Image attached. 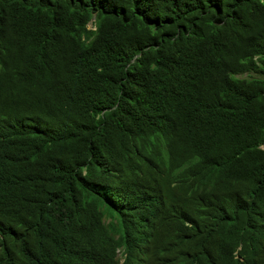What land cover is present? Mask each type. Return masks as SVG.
I'll return each instance as SVG.
<instances>
[{"label": "trees", "instance_id": "1", "mask_svg": "<svg viewBox=\"0 0 264 264\" xmlns=\"http://www.w3.org/2000/svg\"><path fill=\"white\" fill-rule=\"evenodd\" d=\"M119 260L264 264V0H0V264Z\"/></svg>", "mask_w": 264, "mask_h": 264}, {"label": "clouds", "instance_id": "2", "mask_svg": "<svg viewBox=\"0 0 264 264\" xmlns=\"http://www.w3.org/2000/svg\"><path fill=\"white\" fill-rule=\"evenodd\" d=\"M121 261H122V260H119V261H118V264H121Z\"/></svg>", "mask_w": 264, "mask_h": 264}, {"label": "water", "instance_id": "3", "mask_svg": "<svg viewBox=\"0 0 264 264\" xmlns=\"http://www.w3.org/2000/svg\"><path fill=\"white\" fill-rule=\"evenodd\" d=\"M93 19H91V21H92Z\"/></svg>", "mask_w": 264, "mask_h": 264}, {"label": "rangeland", "instance_id": "4", "mask_svg": "<svg viewBox=\"0 0 264 264\" xmlns=\"http://www.w3.org/2000/svg\"><path fill=\"white\" fill-rule=\"evenodd\" d=\"M88 27H89V25H88Z\"/></svg>", "mask_w": 264, "mask_h": 264}]
</instances>
